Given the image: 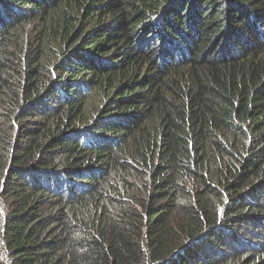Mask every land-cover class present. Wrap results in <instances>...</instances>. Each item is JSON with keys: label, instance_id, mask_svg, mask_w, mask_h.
Here are the masks:
<instances>
[{"label": "trees", "instance_id": "trees-1", "mask_svg": "<svg viewBox=\"0 0 264 264\" xmlns=\"http://www.w3.org/2000/svg\"><path fill=\"white\" fill-rule=\"evenodd\" d=\"M0 264H264V0H0Z\"/></svg>", "mask_w": 264, "mask_h": 264}]
</instances>
